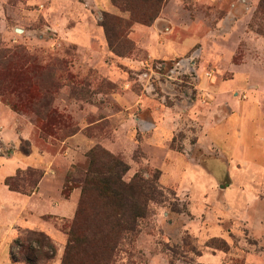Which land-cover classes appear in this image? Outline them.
I'll return each instance as SVG.
<instances>
[{"label": "rangeland", "instance_id": "1", "mask_svg": "<svg viewBox=\"0 0 264 264\" xmlns=\"http://www.w3.org/2000/svg\"><path fill=\"white\" fill-rule=\"evenodd\" d=\"M110 3L0 0V58L7 50L27 57L0 64V109L10 113L0 120V155L28 154L33 145L59 152L52 168L63 195L72 188L81 194L95 148L128 166L125 181L134 175L151 180L156 196L146 201L137 232L121 240L111 264H148L153 254L168 264H203L188 249L203 250L204 243L183 226L204 201L217 204L213 212L225 229L210 228L211 235H226V245L214 243L224 252L220 264H264V0H162L158 15L174 6L175 20L192 25L196 37L186 54L154 60L130 34L136 23L126 39L108 46L103 12L128 17ZM154 3L136 5L150 10ZM84 26L88 38H75ZM165 118L168 132L148 143L149 122ZM181 161L195 170L183 172ZM171 178L177 182L165 185ZM184 184L192 212L188 196L179 193ZM79 218L80 232L87 212ZM73 220L54 222L67 236ZM141 232L146 236L138 245Z\"/></svg>", "mask_w": 264, "mask_h": 264}, {"label": "trees", "instance_id": "2", "mask_svg": "<svg viewBox=\"0 0 264 264\" xmlns=\"http://www.w3.org/2000/svg\"><path fill=\"white\" fill-rule=\"evenodd\" d=\"M149 0H111L121 12L128 17L103 12L100 25L103 28L109 47L113 40L126 39V32L134 23L150 25L158 15L162 0H155L153 9H140L136 2ZM16 50H7L0 58V64L14 58H22L24 54ZM55 114L53 110H49ZM59 119V118H58ZM89 165L81 181L74 220L67 232V240L59 264H111L112 255L121 240L137 232L138 221L146 212V201L156 196V186L150 180L134 175L129 181L123 179L128 166L117 156L102 148L89 151ZM25 174V177H21ZM159 175V171L156 172ZM43 173L37 168L18 169L14 175L7 176L4 183L10 190L24 194L32 193ZM28 187V188H27ZM87 212L88 220L79 232L80 215ZM78 228V231H77ZM11 243L18 248L12 255L14 261L37 264L39 258L51 260L55 257L53 242L42 231L24 230ZM226 241L213 237L205 242V246L220 249L214 243ZM32 244H36L35 248ZM182 246H187L186 238L181 239ZM46 249V250H44ZM82 249V251H80ZM194 255L201 250L191 247Z\"/></svg>", "mask_w": 264, "mask_h": 264}, {"label": "crops", "instance_id": "3", "mask_svg": "<svg viewBox=\"0 0 264 264\" xmlns=\"http://www.w3.org/2000/svg\"><path fill=\"white\" fill-rule=\"evenodd\" d=\"M89 4L108 8L111 3L110 0H89ZM176 16L177 11L171 5L166 9L164 8L150 25L136 23L131 27L130 34L134 36L139 46L145 49L148 60L167 59L184 55L189 51L196 37L193 26L188 24L179 25L175 20ZM81 30L74 37L86 40L88 38V29L84 26ZM174 31L176 33H173ZM70 36L73 37V34H70ZM126 62L129 63L131 61L127 58ZM5 116L10 117V113L5 110L2 112L0 109V120ZM149 123L154 129L152 130V142L148 143L157 144L160 138L168 132L169 122L165 118L156 125L151 121ZM223 125H218L212 129L213 132L216 134L219 131L221 132ZM261 138L264 140V135ZM59 155V152L40 151L34 145L32 146V151L28 154L13 153V155L6 157L0 155V264H28L22 261H14V258H12L15 247L11 243L24 230L42 231L47 234L58 248L57 254H55L56 256L51 264H59L67 236L56 227L54 219H72L75 215L80 195L78 188H72L67 195L61 193L62 183L60 181V173L52 168ZM178 158L176 157L175 160ZM183 163L181 161L183 172L188 169L195 170L192 165H183ZM24 167L46 168L35 190L30 194L10 190L4 183L5 177L14 175L17 169ZM205 171L212 176L208 169H205ZM213 177L215 176L213 175ZM213 181V186L216 188V177ZM172 182L177 181L171 178L165 185H169ZM230 186H226L225 188ZM179 193L186 194L189 200L190 190L185 184L179 187ZM219 203L221 207L222 205L224 206V201H220ZM201 205L200 210L194 214L189 200V210L192 212L193 218L185 223L183 226L184 230L189 231V233L193 234L196 239L204 244L208 239L213 237L225 240L226 235L224 234H210V228H212L213 224H216V227L221 231H225L222 225L217 222L218 216L213 212L217 204L204 201ZM228 209L229 206L223 210ZM202 214L204 218H200ZM221 214L223 215L224 213L222 212ZM145 236L144 232L140 233L138 245H143ZM196 258L199 263L220 264L224 259V252L205 246ZM148 264H168V259L161 254H153L150 256Z\"/></svg>", "mask_w": 264, "mask_h": 264}, {"label": "built area", "instance_id": "4", "mask_svg": "<svg viewBox=\"0 0 264 264\" xmlns=\"http://www.w3.org/2000/svg\"><path fill=\"white\" fill-rule=\"evenodd\" d=\"M207 75H208L209 77H211V76H212V71L209 70V71L207 72Z\"/></svg>", "mask_w": 264, "mask_h": 264}]
</instances>
